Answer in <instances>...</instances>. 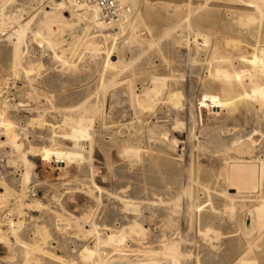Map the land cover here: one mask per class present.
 Segmentation results:
<instances>
[{
    "label": "rangeland",
    "instance_id": "obj_1",
    "mask_svg": "<svg viewBox=\"0 0 264 264\" xmlns=\"http://www.w3.org/2000/svg\"><path fill=\"white\" fill-rule=\"evenodd\" d=\"M51 1L6 0L3 5L12 25L0 33V91L5 90L6 100L1 108L25 157L6 142L0 124V183L5 185L0 184V236H5L0 237V264H98L103 251L140 261L155 251V259L165 260L163 236L176 241L177 264H264V229L252 213L259 198L236 199L231 212V202L222 196L229 158L264 161V106L242 98L249 81L240 86L230 76L252 66L253 48L264 53V20L239 25L238 17L251 13L239 0H129L132 24L120 29L113 44L103 42L87 19L73 27L53 23L48 35L40 23ZM193 31L205 34L207 42H188ZM19 44L24 55L14 75L11 56L2 57L1 51ZM106 60L115 68L106 67ZM162 78L165 86L150 104L147 92ZM92 105H99L95 114L85 110ZM63 114L82 126L67 133L58 124ZM38 116L45 125H38ZM32 118L37 122L31 124ZM233 135L255 148L224 152L214 142L227 136L224 140L231 142ZM35 145L43 147L40 157L30 155ZM72 147L80 150L81 161L64 158ZM4 187L9 193L2 199ZM131 197L138 211L126 210L121 201ZM5 219H11L15 232ZM132 220L144 227L141 236L104 248L98 261L80 256L97 235ZM207 227L220 235H202Z\"/></svg>",
    "mask_w": 264,
    "mask_h": 264
},
{
    "label": "bare ground",
    "instance_id": "obj_2",
    "mask_svg": "<svg viewBox=\"0 0 264 264\" xmlns=\"http://www.w3.org/2000/svg\"><path fill=\"white\" fill-rule=\"evenodd\" d=\"M6 1V0H5ZM4 0H0V33L4 32V27L8 28L9 25H12V22L10 20H8V16L5 17L4 13H3V5H4ZM120 3L124 4V5H128V10L126 9L124 15H123V19L119 20L116 24H114L112 26V28H107L105 29L103 27V24H101L100 22V18L98 16V11L96 9V7L93 4H77L74 3L72 0H52L51 5L46 7L48 10H45L42 12L41 14V25L43 27H45L48 30V35H52L53 34V30L50 28L51 25L53 23H56L60 26H68V27H73L74 25H77V23H82V21L84 20H88L89 23L92 26H96V32H100L102 34V37L104 39L103 42H107V40H111L114 44L116 37L118 36L120 29H122L123 27H127L130 26L132 24V18L134 16V12H133V8L132 6L128 3L129 0H118ZM210 1V0H209ZM229 0H227L228 3ZM239 0V4L241 5V9L247 10L251 13H246L245 15H243V17H238L239 21V25L240 23L243 25H247L250 23H255V22H259L261 23L264 20V0H250L249 2H245V1H241ZM8 2V1H7ZM231 3V2H230ZM226 4V3H225ZM234 4V3H233ZM72 7V8H71ZM227 9V8H226ZM64 12L65 14L68 13V16H63L61 13ZM191 15V14H190ZM40 16V15H39ZM135 19V18H134ZM187 20V19H186ZM14 23V22H13ZM188 23V22H187ZM246 25L244 27H246ZM53 26V25H52ZM242 27V26H241ZM260 27V24H259ZM243 28V27H242ZM86 29V28H85ZM83 31V30H82ZM259 31V30H258ZM251 33H255L257 32V29H252L250 30ZM21 33L23 34V29L21 30ZM46 33V32H45ZM251 36V35H250ZM45 37L47 38L48 36L45 35ZM249 37V36H248ZM252 37V36H251ZM41 38V37H40ZM253 38V37H252ZM45 39V38H44ZM58 39V38H57ZM40 40V39H39ZM42 40V39H41ZM181 41V40H180ZM187 41L190 43H194V42H199L202 41L203 43H206V39H205V34H202L200 32H191L188 36H187ZM46 45L48 47H55L54 42L50 39V37L47 38V41L45 42ZM217 43V42H216ZM149 44V43H148ZM151 44V43H150ZM186 44V43H185ZM196 44V43H194ZM57 46V45H56ZM72 46V45H71ZM99 46V45H98ZM113 46V45H112ZM93 49H97V46H93ZM233 48V46H232ZM54 49V48H53ZM252 53L250 55V59L253 61H251V67L249 69H246L247 71H234L233 75L230 74V76H233L234 80H237L240 85V83L242 82V80L246 81L249 85V90H245L244 88V92L241 94L242 98L243 97H248V99H252L255 102L258 103V105H263L264 106V53L263 52H259L258 50H256V48L252 49ZM21 46L16 45V46H12L10 50H7L5 48L2 49L1 51V55L2 57H4V55H8L11 56V60H12V67L14 68V75H17L16 72V68H18L19 66H21L22 60H23V55L21 53ZM88 51V50H87ZM91 52V51H89ZM106 53V52H105ZM216 53V52H214ZM221 55V56H220ZM53 56L55 58L60 59L61 55L58 56L55 52H53ZM218 56L219 59L222 60L223 62V55L219 54ZM26 57V56H25ZM213 58H216V55L214 54V56H212ZM3 59V58H2ZM243 59V58H242ZM9 60V58H8ZM107 60H108V56H107ZM106 60V67H113L115 68V65H113L111 62H108ZM213 61L215 59H212ZM211 60V61H212ZM218 60V59H217ZM225 60V58H224ZM230 60V59H229ZM233 60V59H231ZM210 61V62H211ZM220 62V60H218ZM217 61V62H218ZM226 61V60H225ZM27 62V61H26ZM228 62V60H227ZM8 63V62H7ZM233 63V62H232ZM25 64V63H24ZM34 64V63H33ZM36 64V63H35ZM225 64V62H224ZM230 64V63H227ZM41 64H37L35 66H28L29 68L26 71H22L23 75H27L29 74L33 69H35L34 67H39ZM226 65V64H225ZM11 66V65H10ZM232 66V64L230 65ZM1 67V66H0ZM222 67V64L221 66ZM26 68V67H25ZM12 69V68H11ZM218 69V68H216ZM228 72V71H227ZM36 73V71H35ZM52 73V72H51ZM221 74V75H220ZM218 73V75L222 76L224 74L222 73ZM228 75V74H227ZM227 75H224V78H226ZM11 76L12 72H11ZM229 76V75H228ZM48 78V77H47ZM60 78V77H59ZM69 80V79H68ZM26 81V80H25ZM55 81V80H53ZM60 81V80H59ZM52 82V81H51ZM65 82V81H64ZM31 83V82H30ZM54 83V82H53ZM126 83V82H125ZM51 84V83H49ZM54 85V84H53ZM56 85V84H55ZM119 85V84H118ZM165 86V78L162 79H157L155 81V85L154 88H152L151 90H149L147 92V98H149V103L150 101H153L154 98H156L160 92L162 91V89ZM241 86V85H240ZM245 87V86H244ZM5 91V90H4ZM4 91H0V124L3 125V133L5 134V139L6 142H8L12 148L17 149L16 151L23 156V158L25 157V154H22V145L23 143L19 144V140L16 138H19L18 136H14L16 134V131H14L12 129V127L10 126V123H8L6 117L2 114V108H3V104H5L4 102ZM183 91V90H182ZM123 92V91H122ZM126 93V92H125ZM127 94V93H126ZM224 94V92H223ZM222 94V95H223ZM230 94V93H228ZM116 95V93H115ZM119 95V94H118ZM172 95L171 97L169 95V97L172 100ZM181 95V93L179 94ZM237 95V94H236ZM29 96V95H28ZM114 96V95H113ZM174 96V95H173ZM112 97V95H111ZM121 97V96H120ZM129 97V96H128ZM180 97V96H179ZM240 96H237V98ZM33 98V97H32ZM116 98V97H115ZM169 98V99H170ZM178 98V97H176ZM175 99V98H174ZM180 99V98H179ZM192 99V98H191ZM233 98H230V100H232ZM241 99V98H240ZM247 99V100H248ZM129 100V99H128ZM177 100V99H175ZM229 100V101H230ZM6 101V100H5ZM44 101V100H43ZM173 101V100H172ZM172 101H168V102H172ZM235 101V99H234ZM147 102V103H148ZM32 103V102H31ZM145 103V102H144ZM144 103L142 104H138L140 107L144 106ZM148 103V104H149ZM148 104L146 105V107L144 106L143 108H147L149 107ZM151 104V103H150ZM149 104V105H150ZM192 104V103H191ZM98 106L99 105H92V106H86L85 110L86 112L95 114L97 113L98 110ZM118 106V105H117ZM152 106V105H151ZM262 106V108H263ZM2 107V108H1ZM260 107V106H259ZM78 108V107H77ZM84 108V107H83ZM142 108V109H143ZM4 109V108H3ZM76 109V108H75ZM125 109V108H124ZM180 109V108H179ZM68 110V109H66ZM64 110H62L63 112ZM70 111V110H68ZM192 112V111H191ZM88 113V114H89ZM43 114V113H42ZM90 114V115H92ZM84 116V113L83 115ZM81 116V117H82ZM136 118V117H135ZM263 118V117H262ZM36 119L38 120V122L36 121ZM30 119V123H33V120H35L37 123H39L38 125L43 126L45 124L44 120L41 119V117H36ZM83 119V118H82ZM93 119V118H92ZM26 120V119H25ZM84 120V119H83ZM82 120V121H83ZM93 121V120H92ZM84 122V121H83ZM35 123V122H34ZM46 123V121H45ZM82 123V122H81ZM81 123L79 124V121L70 116V115H62V117L60 116V121H58L59 126L63 127L65 129V131L67 133H72L73 130H75L76 126L81 125ZM85 123V122H84ZM83 123V124H84ZM86 124V123H85ZM255 125V124H254ZM82 126V125H81ZM79 127L80 129L83 127ZM85 126V125H84ZM177 126V125H176ZM179 126V125H178ZM88 127V126H86ZM215 127V126H214ZM256 127V126H255ZM90 129V127H89ZM86 130V129H85ZM192 130V129H191ZM51 131V130H50ZM76 131V130H75ZM79 131V130H77ZM122 132V131H121ZM259 132V130H258ZM75 133V132H74ZM85 135V132H83ZM191 133V131H190ZM189 133V134H190ZM38 134V133H37ZM66 134V133H65ZM77 134V133H76ZM86 134H88L86 132ZM23 135V134H22ZM74 136V134H72ZM66 136V135H65ZM89 136V135H88ZM230 136V135H229ZM232 136V135H231ZM234 136V135H233ZM84 137V136H83ZM254 137V136H253ZM224 139L228 138V136ZM231 138V137H230ZM25 139V138H24ZM45 139V138H44ZM83 139V138H82ZM88 139V138H87ZM222 138H216L214 140V142L216 144H222V151H226L227 149H230L232 151H235L237 153H243V151H249L251 150V148H255L256 144H252L250 142V140H246L243 141L241 140L240 137H235L233 139H231V142H227ZM229 139V138H228ZM37 140V139H36ZM188 140V139H187ZM192 140V138H191ZM227 140V139H226ZM41 142V141H40ZM81 142V141H80ZM162 142V141H161ZM39 143V142H38ZM213 146V145H212ZM42 148L43 147H39L38 145L35 146H31L29 148V152L31 156H35V157H40V153L42 152ZM69 148V147H68ZM221 148V149H222ZM174 149V148H173ZM220 149V150H221ZM68 151L65 152V159L66 157H68V159H74V160H79L81 161L83 158V155L80 153L79 149L76 148H70L67 149ZM253 150V149H252ZM11 151V150H10ZM231 151V152H232ZM28 152V151H27ZM220 152V151H219ZM215 153V152H214ZM217 154V153H216ZM13 160V159H12ZM44 160V159H43ZM27 163V169H30V164L25 159V162ZM39 163V162H38ZM43 163V162H42ZM33 165V164H31ZM36 166V164L34 165ZM36 168V167H35ZM225 189L223 191V195L224 197H226L227 199H229V201L231 202V206L227 209L229 211H233L234 209V200L236 199H251V198H259L257 200V205L255 206L254 209H252V213H253V222H255V224L258 226V228L264 229V196L262 195V191H263V186H264V161L262 160H251V159H243V158H238V157H232L229 158L228 161H226L225 163ZM3 169V168H2ZM34 169V168H33ZM42 169V168H40ZM37 170V169H36ZM28 174V171H26V174ZM24 175V177L26 178V176ZM24 180V179H23ZM82 181V180H81ZM95 183V182H94ZM3 186H5L3 183H0ZM25 184V183H24ZM23 184V185H24ZM5 191L4 194L1 195L3 198L5 199L7 198V194L9 193L8 189L6 187H4ZM98 189V187H97ZM102 190V189H101ZM21 191V190H20ZM99 191V189H98ZM115 194V193H114ZM138 194V193H137ZM153 195V194H152ZM17 197L15 198H19L20 193L18 195H16ZM156 196V195H155ZM154 196V197H155ZM127 197V196H126ZM125 197V198H126ZM150 198V197H149ZM152 198V197H151ZM19 199H17L18 201ZM121 201L123 202V204L125 205V209H133V211H138V206L137 205H133L135 204L133 201V197H131V199H121ZM179 201V200H178ZM178 201H174L177 202ZM210 202V201H209ZM150 203L149 201L147 202V204ZM139 204V203H138ZM37 205V204H36ZM35 205V206H36ZM25 206V205H24ZM27 206H32V205H27ZM150 206V205H149ZM213 206V205H212ZM29 207V208H30ZM145 207V206H144ZM143 207V209H144ZM199 207V206H198ZM253 207V206H252ZM26 208V207H25ZM32 208V207H31ZM190 208V207H189ZM114 209V208H113ZM147 211V205L145 208ZM176 210V209H175ZM196 210V209H195ZM226 210V211H227ZM116 211V210H115ZM150 211V209H149ZM198 212V211H197ZM152 213V212H151ZM158 213V212H157ZM173 213V212H172ZM16 216V215H15ZM9 218V217H8ZM53 218V217H51ZM55 219V218H54ZM108 219V218H107ZM144 219V218H143ZM95 220V219H94ZM1 221V220H0ZM5 221L8 223L9 225V229L11 232H15V228L14 225L11 221V219H5ZM59 221V220H58ZM5 222V223H6ZM55 222V221H54ZM6 223V224H7ZM60 223V222H59ZM17 224V223H16ZM93 224V223H92ZM91 224V225H92ZM5 225V224H4ZM94 225V224H93ZM92 225V226H93ZM78 226V225H77ZM103 226V225H102ZM58 227V226H57ZM106 227V226H105ZM43 226L39 229H42ZM45 230V229H44ZM84 230V229H83ZM96 230V229H95ZM94 230V231H95ZM9 231V232H10ZM107 231V230H106ZM145 231L144 227H142V225L138 224L137 222H135L134 220L130 221L127 225H123L121 226V229H119L118 231H110V233H107V235H105L104 237H100L99 235L96 236L95 239V244H93V246H86L84 247V249L82 251H80V256H82L84 258V260L88 261V262H94V260L97 258V261L100 260V253L99 251L103 250L104 248H109L112 246H123L126 243H128V237L130 238V240H132L135 236H141L143 234V232ZM218 232H216L213 227H207L206 229L203 230L202 235H207L210 236L212 238H216V236ZM44 234H46V232L44 231ZM93 234V233H92ZM13 235V234H12ZM11 235V236H12ZM14 235L16 236L17 234L14 233ZM39 235V234H38ZM47 235V234H46ZM84 235V233H83ZM220 235V234H219ZM218 235V236H219ZM2 237V236H0ZM5 237V236H3ZM2 237V239H3ZM41 237H42V233H41ZM40 237V238H41ZM44 237V236H43ZM18 238V235H17ZM162 238V237H161ZM163 238L165 239V236H163ZM162 238L161 241V247L162 249L160 250L161 255L165 258V260H158L155 259V256L158 255V252H152L149 256H147L146 258H143L141 261H144L148 264H162V262L168 263V264H177L176 262V255H177V246H176V241L174 240H170L169 242H166L164 239ZM8 239V238H7ZM44 240V238H41ZM218 239V237H217ZM42 240V241H43ZM136 240V238H135ZM6 241V240H5ZM4 241V242H5ZM215 241V240H214ZM218 241V240H217ZM3 242V241H2ZM11 242V241H10ZM9 242V244H10ZM22 242V241H21ZM44 242V241H43ZM139 242V241H138ZM216 242V241H215ZM1 243V242H0ZM16 243V242H15ZM2 244V243H1ZM4 244V243H3ZM131 244V243H130ZM5 245V244H4ZM134 245V244H133ZM10 246H12L10 244ZM135 246V245H134ZM133 247V246H132ZM215 247V246H214ZM6 248V247H5ZM13 248V247H12ZM28 248V247H27ZM32 248V247H31ZM35 248V247H34ZM129 248V247H128ZM9 250V249H8ZM14 250V248H13ZM12 250V251H13ZM7 251V250H5ZM10 251V250H9ZM41 251V250H40ZM132 251V250H131ZM42 252V251H41ZM104 252V251H103ZM151 252V251H150ZM7 253V252H6ZM14 254V253H13ZM12 254V255H13ZM30 252L27 254L29 255ZM126 254V253H125ZM213 254V253H212ZM9 256L10 253H9ZM31 256V255H29ZM28 256V257H29ZM6 257H3V259H5ZM7 258H11V257H7ZM6 258V259H7ZM207 258V257H206ZM5 259V260H6ZM215 259V258H214ZM2 260V259H0ZM8 261V260H7ZM215 261V260H214ZM213 261V262H214ZM213 262L211 264H213ZM209 263V262H208ZM238 263V262H237ZM239 264H246L243 260H240ZM249 264H254L253 262H249Z\"/></svg>",
    "mask_w": 264,
    "mask_h": 264
},
{
    "label": "built area",
    "instance_id": "obj_3",
    "mask_svg": "<svg viewBox=\"0 0 264 264\" xmlns=\"http://www.w3.org/2000/svg\"><path fill=\"white\" fill-rule=\"evenodd\" d=\"M79 4H93L100 18L101 24L105 29L112 28L119 20L123 19V15L128 5L120 3L118 0H72ZM128 10V9H127ZM98 264H148L144 261L137 260L134 257L123 258L113 252H103L102 259ZM162 264H168L162 262Z\"/></svg>",
    "mask_w": 264,
    "mask_h": 264
}]
</instances>
